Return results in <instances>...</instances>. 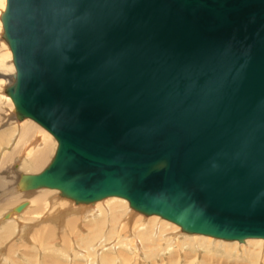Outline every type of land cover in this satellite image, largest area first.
<instances>
[{
  "label": "water",
  "instance_id": "water-1",
  "mask_svg": "<svg viewBox=\"0 0 264 264\" xmlns=\"http://www.w3.org/2000/svg\"><path fill=\"white\" fill-rule=\"evenodd\" d=\"M3 25L8 94L58 141L31 187L264 239V0H7Z\"/></svg>",
  "mask_w": 264,
  "mask_h": 264
},
{
  "label": "rangeland",
  "instance_id": "rangeland-1",
  "mask_svg": "<svg viewBox=\"0 0 264 264\" xmlns=\"http://www.w3.org/2000/svg\"><path fill=\"white\" fill-rule=\"evenodd\" d=\"M0 20H2V17H0ZM3 38H4V35L1 36V39ZM5 39L6 38H4L3 40L6 41ZM7 106H8L7 104H4V105L2 104L1 106L4 110V113H3L4 115L2 114L3 118H1L0 120V126H1L0 132L2 130H5L8 127V120H10L9 122L11 121L17 122L18 120H21V121L24 120L23 118L19 117V115L15 116L16 114L15 112H13L12 117H11L12 115L11 113H10L11 115L7 117L6 114L9 112L7 111L9 110V106L8 108ZM5 117L6 119H4ZM33 123L35 124V122ZM35 125L38 126L37 123ZM38 127H41V126H38ZM56 143L57 144L52 143L53 151L51 155L49 156V160H50L48 161L49 163L52 162L55 157L57 147H58L57 140H56ZM22 159L23 158L21 159L19 158L15 160L14 162H12L13 164L12 163L10 164L11 161H8L6 162L7 164L5 163L6 165L2 163V159H1L0 160V178L2 177L1 180L5 177V173L7 174V172L8 173L10 172L9 174H12V176L15 175L14 177H16V179H19V180L21 179L23 180L27 176H34L30 172L28 173L23 172L24 170H22L21 163H20V160ZM49 165L50 164H47L45 168H43V170L46 169ZM32 188L33 187H31V189L27 188V190L26 189L17 190L15 192L8 191L7 188H4V189L0 188V222H1V216L5 211H7V213L10 216L12 215L14 216L15 212L17 211L16 207L26 204L27 202L25 201V199L27 200L28 198L35 195V190H34L35 188L33 189ZM45 189L47 190H43L42 192L44 191L48 192L49 189L47 187H45ZM55 195H56V200L54 199V203H53L54 205L52 204L49 205L47 211H43V207L40 208L39 212L40 213L43 212L41 219L43 218V220H45V223L42 222L40 219L38 220L37 216L39 215L31 214L27 212L26 214L21 215L19 217L14 216L15 218L12 221H10V223H8L6 226H4V229L0 228V264H88V263H85V261L83 262L82 257H80V256H83V254L81 253H83V251L88 250L87 248L91 246L95 241H98L99 239L100 241L98 242V246L95 248L102 246V243H104L109 249H111L112 247V246L110 247V245H113V246L115 245L114 247L115 251H112L114 249L112 248V250L107 249L105 251H101V253L102 252L110 253L112 251L114 254L112 253L111 255L115 257L116 259H118L117 264H138L137 261L135 260L137 259L135 258V256L137 255H140L139 259L141 260V262H144L142 264H180V263L181 264H184V263L185 264H189V263L196 264L194 263L196 259H197V262H199L197 264H264V240L261 243H248V244L243 243L245 240L242 242L235 241L236 242L235 244L229 243L228 245L230 247L228 248H226V245H224L223 243L215 244V241H212L211 245H218L219 249H224V250L232 249L234 250V253L230 256V255L223 254V252H220L222 254L220 253L217 254L218 251H216L213 254L214 256L211 259H204L203 252L205 251H203L202 247L193 246L194 248L192 247L187 248L186 244H184L185 241H183L182 243V240L178 238H177L178 240L177 242L171 241L173 240L172 237H174V235H177L179 232H180V235L178 236L184 235L186 232L183 229L178 231L177 229H174L170 225H167L166 227H164L163 233H162V229H161V233L157 234V232L155 231L153 233L152 227L156 222V219H155L154 223H150L149 225L150 227L146 231L145 236L141 235V239H140V233L138 232L139 231L138 229L140 228V224L144 223V219L148 218L147 214L142 213V216L144 218L142 222H140L139 224H136L135 228H132V229H130V226H128L127 227L128 230H127V229H124L125 228L124 224L121 222V220L124 218L123 217L124 212L122 211V209H116L114 210L115 212H112L113 215L115 214L114 216H116L115 217L116 219L115 218L113 219V215L110 212L109 217L98 218L97 219L98 221L96 222L93 219H89L83 216L81 214L82 212H80V214L78 213V211L81 208L82 209L80 211H82L85 207L83 208V207L77 206L78 204L76 203L77 201L75 202V200L71 199L67 195L65 196L64 193H59V194L56 193L54 194V196ZM19 196H21L22 200L24 198V200L19 202V204H17L18 203L17 198H20ZM74 203L76 206L74 205ZM86 207H88V205ZM44 208L46 209V207ZM69 212L71 213L68 215ZM60 213H61V216H60ZM51 216H52V219L53 217L55 219L53 222L48 219ZM46 217L48 218L46 219ZM99 219L100 220L102 219V220L100 221ZM113 220H117V221L114 222ZM158 220L160 221V219ZM110 222L111 224H108ZM43 228L44 230H47V231L49 229L47 234L44 236L41 235V230ZM92 229L94 231H92ZM93 233H95L94 236H92ZM172 234L173 236H171ZM108 237L110 239L105 240V238L108 239ZM131 238L134 244L131 243V240H130ZM209 238L211 239V236ZM126 240H129V241H126ZM119 241L120 242L123 241L124 243H127L128 245L131 243V245L134 246V249L132 250V252L125 250L124 247H121L118 244ZM138 245L140 247H138ZM203 245H205L206 247H209L210 241L209 240L206 241ZM179 248L183 249L182 250L183 252H187V250L195 249V252H197L196 250H202V253H197L198 255L195 256V258H194L195 253H193L190 259H185L184 257L183 259L177 261L176 257L178 256L179 258V255L178 253H175V251L179 250ZM90 255H91L90 260H93L94 254L90 253ZM116 255L118 256L116 257ZM110 262L111 264H113V260H110ZM91 264H94V263H91ZM96 264H99V263H96ZM100 264H103V260L102 262H100Z\"/></svg>",
  "mask_w": 264,
  "mask_h": 264
},
{
  "label": "bare ground",
  "instance_id": "bare-ground-1",
  "mask_svg": "<svg viewBox=\"0 0 264 264\" xmlns=\"http://www.w3.org/2000/svg\"><path fill=\"white\" fill-rule=\"evenodd\" d=\"M6 4H7V0H0V17H2V20H0V77H1V79H0V120H1V118H3L2 114L4 113V110L1 107L2 104L3 105L7 104L9 106V110H7L9 112L8 113L6 112L7 113L6 114L7 117L10 116L11 114H12L11 115V117H12L13 116V112L16 113L15 116L18 115V112L16 110V106H15L12 98L8 94V89L10 87H13L15 85V83H16V69H15V65L13 63V54H12V51H11V47L9 45V42H8L7 38H6L5 31H4V25H3V16H4V12L6 10ZM3 35H4V38H6L5 39L6 41L3 40L4 38L1 39V36H3ZM8 106H7V108H8ZM4 119H6V117ZM23 119L24 120H22V121L18 120L17 122H15V121L9 122L10 120H8V127L5 130H2L0 132V160L2 159V163L3 164H5L8 161H11L10 162V164H11L15 160H17L19 158L20 159L23 158L22 160H20L21 168H22V170H24L23 172H27V173L30 172L34 176H36V175L41 174L45 170V169L43 170V168H45V166L47 164L51 165V163L53 162L52 161V162L49 163L48 161H50L49 160V156L51 155V153L53 151L52 143L57 144L56 143L57 139L49 131L44 129L42 126H41L42 128L38 127V126H40L38 123H37L38 126L35 125L36 122L33 121L32 119H29V118H23ZM5 121H7V120H5ZM33 122H35V124ZM50 135H52L54 138L52 136H50ZM3 168H4V166H3ZM9 173L8 172H7V174L5 173V177L2 180H1L2 177L0 178V188L1 189L7 188L8 191H14V192L17 191V190H25V189L27 190V188L31 189V185H30V182L27 179V177H25L23 180L22 179L19 180V179H16V177H14L15 175L12 176V174H9ZM47 188L49 189L48 192H45V191L42 192L43 190H47V189H45V187L35 188L34 189L35 190V195H33L32 197L28 198L27 200L25 199V201L27 203L25 202L26 204L22 205L21 209L17 210L15 212L14 216H18L19 217V216L24 215L27 212H29L31 214L39 215V216H37L38 220L40 219L42 222L45 223V220H43V218L41 219V216H42L43 212L42 213L39 212L40 208L43 207V211H47L49 205H51V204L54 205L53 204L54 203V199L56 200V195L54 196V194L63 193L62 191L57 190V189H51L49 187H47ZM19 197L20 198H17V200H18L17 204H19V202L24 200V198L22 200L21 196H19ZM64 200H65V198H64ZM71 203H73V202H71ZM76 203H78L77 206H79V207L87 208V209L84 208L82 211H80L82 209L81 208L78 211L79 214H80V212H82L81 214L83 216H85L86 218H89V219H93L96 222L98 221L97 220L98 218H107V217H109L110 212L112 213V212H115L114 210H116V209H122V211L124 212L123 213V217H124L123 219L124 220L121 218L122 219L121 222L124 224V227H125L124 229H127V230H128V228H127L128 226H130V229L135 228V225L139 224L144 219L143 216H142V213L139 212L138 210H136L135 208H133L130 205V202L128 200H126L125 198L119 197V196L103 197V198L97 199V200H95L93 202H76ZM74 205H75V203H74ZM87 205H88V207H86ZM44 207H46V209ZM117 212H119V211H117ZM4 213H6V214H4ZM4 213L1 216V222H0V228H2V229H4V226H6L8 223H10V221H12L15 218L13 215L10 216L7 213V211H5ZM70 213L71 212H69L68 215ZM76 214H77V212H76ZM102 215H103V217H102ZM112 215H113V213H112ZM114 215H113V219L116 217ZM60 216H61V213H60ZM47 218L48 217H46V219ZM148 218L144 219V223L140 224V228L138 229L139 230L138 232L140 233V239H141V235L145 236L146 231L150 227L149 226L150 223H154L155 219H156V222H155V224L152 227L153 228V230H152L153 233H154V231L157 232V234L161 233V229H162V233H163V229L167 225H170L171 227H173L174 229H177L178 231L182 229L180 226H178V225H176V224H174L172 222H169L166 219H164V218H162L161 216H158V215H150V216L148 215ZM48 219L50 221H52V222L55 220L54 217L52 219V216L50 218H48ZM158 219H160V221ZM113 221L116 222L117 220H113ZM94 224H96V223H94ZM108 224H111V222L108 223ZM48 231H49V229H48ZM48 231L44 230V228H43L41 230V235L42 236L46 235ZM92 231H94V230L92 229ZM94 234L95 233H93L92 236H94ZM178 235H180V232L177 235H174V237H172L173 240H171V241L177 242L178 241L177 238H178V239L182 240V243H183V241H185L184 244H186L187 248H191V247L194 248V247H197V246L202 247L203 251H205V252H203L204 253V255H203L204 259H211L214 256L213 254L216 251H218L217 254H219L220 252H223V254L230 255V256L234 253V250H232V249H225V250L224 249H219L218 245H211V243H212V241H215V244L216 243H218V244L219 243H223L224 245H226V248H228V247H230L228 244L229 243L230 244H235L236 243L235 241L218 239V238H215V237H212V236H211V239H210L209 238L210 236L200 235V234H193V233H187V232L184 235H181V236H178ZM171 236H173V234ZM132 238L130 240H131V243L134 244V242L132 241ZM109 239H110L109 237H108V239L105 238V240H109ZM208 240L210 241V246L206 247L203 244L206 241H208ZM263 240L264 239H245V241L243 243L244 244L261 243V242H263ZM99 241H100V239L98 241H95L91 246H89L87 248L88 250H86V251L82 250L83 253H81V254H83V256H80L78 254L80 257H82L83 262L85 261V263H88V264H91V263H94V264L99 263L100 264V262H102V260H103V264H111L110 260H113V264H117L118 263V261H117L118 259H116L115 257H113L111 255L113 253L112 251H115V248H114L115 245L114 246L110 245V247L111 246L112 247H111V249H109L104 243H102L103 242L102 241L101 242L102 246H100L98 248H95V247L98 246V242ZM126 241H129V240H126ZM139 242H137V243H139ZM150 242H152V241H150ZM131 243L128 245L127 243H124L123 241H121V242L119 241L118 244L121 247H124L125 250H128V251L132 252V250L134 249V246L131 245ZM107 244H109V243H107ZM150 245H151V243H150ZM138 247H140V246L138 245ZM112 248H114V249L112 250ZM107 249L112 250V251L110 253H104V252L101 253V251H105ZM182 250L183 249L179 248V250L175 251V253H178V255H179V258L176 255L177 256L176 257L177 261L183 259L184 257H185V259H190V257H192L191 255H193V253H195L194 254V258H195V256L198 255L197 253H202V250H196L197 252H195V249L187 250V252H183ZM137 251H138V249H137ZM97 252L98 253L100 252L101 254L100 253L98 254ZM84 253H85V255H84ZM90 253L94 254L93 260H90V258H91ZM220 254H222V253H220ZM141 255H142V253H141ZM117 256L118 255H116V257ZM139 257H140V255L135 256V258H137V259H135L137 261V263L138 264L144 263V262H141ZM252 260H254V259H252ZM194 263L197 264L199 262H197V259H196L194 261Z\"/></svg>",
  "mask_w": 264,
  "mask_h": 264
}]
</instances>
